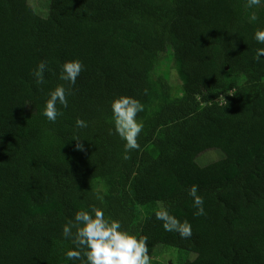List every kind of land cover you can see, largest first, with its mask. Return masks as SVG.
Returning <instances> with one entry per match:
<instances>
[{
  "label": "trees",
  "instance_id": "trees-1",
  "mask_svg": "<svg viewBox=\"0 0 264 264\" xmlns=\"http://www.w3.org/2000/svg\"><path fill=\"white\" fill-rule=\"evenodd\" d=\"M256 29H264V2L50 0L45 18L29 0H0V264H82L65 259L71 243L62 226L92 206L146 236L151 256L166 246L192 253L193 264H264V60H253L264 45L252 39ZM168 51L185 94L172 99L166 84L155 102L151 74ZM74 59L85 70L65 84L69 106L51 124L40 111L64 84L59 66ZM42 61L45 83L36 85ZM119 95L144 105L140 150L127 161L110 134L109 102ZM77 118L88 127L75 128ZM216 149L224 156L198 162ZM192 185L205 216L193 215ZM160 206L187 220L192 237L165 232L154 216Z\"/></svg>",
  "mask_w": 264,
  "mask_h": 264
},
{
  "label": "clouds",
  "instance_id": "clouds-1",
  "mask_svg": "<svg viewBox=\"0 0 264 264\" xmlns=\"http://www.w3.org/2000/svg\"><path fill=\"white\" fill-rule=\"evenodd\" d=\"M262 2L264 0H247V7L252 8ZM252 39L255 43L264 45V29H256ZM253 60L257 63L264 60V47L256 49ZM46 70L45 62L37 65L32 73L36 85L45 83ZM84 70V65L79 59L66 61L59 66L58 79L64 84L57 85L47 93L40 111L47 122L55 124L58 117L63 116L61 109L68 108L70 94V89H66L65 84L74 86ZM109 108L112 117L110 134L114 133L123 141L122 159L127 161L131 158L129 154L132 151L140 150L138 137L144 129V123L137 117L144 111V105L132 96L119 95L109 102ZM87 127V121L76 119L75 128ZM73 140L77 141L76 150L84 151L81 139L77 137ZM198 192L197 185L188 189L192 206L195 208L193 215L196 217L206 215L204 198ZM96 198L103 201L102 196L97 195ZM154 216L161 222L165 232L176 233L180 239L192 237V225L187 220H178L163 206L154 212ZM62 237L71 243V247L64 254L67 261H81L82 264H152L148 238L124 229L120 220L106 217L105 211L100 207L92 206L89 210L76 211L74 218L62 226Z\"/></svg>",
  "mask_w": 264,
  "mask_h": 264
},
{
  "label": "rangeland",
  "instance_id": "rangeland-1",
  "mask_svg": "<svg viewBox=\"0 0 264 264\" xmlns=\"http://www.w3.org/2000/svg\"><path fill=\"white\" fill-rule=\"evenodd\" d=\"M34 10L42 17H47L50 10V0H29ZM151 79L155 83L156 92L153 100L157 102L162 94L164 85L170 87V96L172 99H181L184 94V83L178 74L174 55L171 51L164 53L155 70L151 74ZM231 91H224L220 101L224 100L226 95H229ZM138 120L139 119L137 117ZM144 123V120H142ZM224 156V150H211L198 158V162L201 165L208 164L213 160ZM98 188L104 190L103 183L98 185ZM152 261H157L158 264H193L194 255L186 251H182L176 248L159 246L153 254Z\"/></svg>",
  "mask_w": 264,
  "mask_h": 264
}]
</instances>
